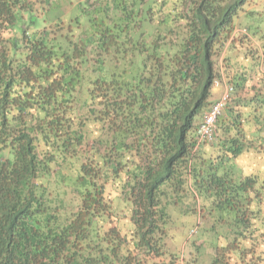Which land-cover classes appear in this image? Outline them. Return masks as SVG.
I'll use <instances>...</instances> for the list:
<instances>
[{
  "label": "trees",
  "instance_id": "obj_1",
  "mask_svg": "<svg viewBox=\"0 0 264 264\" xmlns=\"http://www.w3.org/2000/svg\"><path fill=\"white\" fill-rule=\"evenodd\" d=\"M246 1L0 0V264H205L166 242L198 200L207 264H264V175L230 171L264 95L192 151Z\"/></svg>",
  "mask_w": 264,
  "mask_h": 264
},
{
  "label": "rangeland",
  "instance_id": "obj_2",
  "mask_svg": "<svg viewBox=\"0 0 264 264\" xmlns=\"http://www.w3.org/2000/svg\"><path fill=\"white\" fill-rule=\"evenodd\" d=\"M244 10L247 15H241L242 17L239 19L240 24L242 26H248L251 30H253L255 25H259L260 32L264 33V0H247L240 11ZM260 16L262 20L257 22L256 19ZM215 97H218V94H215ZM230 171L236 177L251 174L264 175V150L262 152L248 151L241 153L231 163ZM197 202L196 209L184 216L178 210L172 211L173 221L169 225L170 236L166 241L167 249L169 252L179 255V257L181 252L183 255H186L187 251H192V254H197L201 262L207 264L211 261L212 255L214 254V246L219 241L214 240L213 243H210L209 232L203 237L200 236V224L197 226L196 233H191V229H194L199 220L197 216L199 209L197 206L201 205V201L198 200ZM203 218L206 219L205 216ZM178 261L180 264H184L181 257Z\"/></svg>",
  "mask_w": 264,
  "mask_h": 264
},
{
  "label": "crops",
  "instance_id": "obj_3",
  "mask_svg": "<svg viewBox=\"0 0 264 264\" xmlns=\"http://www.w3.org/2000/svg\"><path fill=\"white\" fill-rule=\"evenodd\" d=\"M241 15H247L245 10L238 12L234 21L235 29L243 27L248 28V26H242L240 24L239 19L242 17ZM260 19L261 16L257 18V20ZM249 29V32H251V28ZM242 37L243 39L240 40ZM263 51L264 38L263 41H257L250 35L245 36L243 34H236L235 40L225 53V63L228 65L230 74L235 72L244 73L247 77L244 83L234 86V90L230 95L228 106L231 104L234 105V107H232L233 112L241 111L244 114H248L247 111L255 108V106L253 107V103L255 104V102L250 101L249 98L254 95L259 97L264 95V83L261 80L262 77H264ZM223 92V86L213 90V100L220 98ZM215 94H218V97H215ZM244 104H246L247 107H244ZM226 111H228V109ZM200 119L201 117L199 120Z\"/></svg>",
  "mask_w": 264,
  "mask_h": 264
},
{
  "label": "clouds",
  "instance_id": "obj_4",
  "mask_svg": "<svg viewBox=\"0 0 264 264\" xmlns=\"http://www.w3.org/2000/svg\"><path fill=\"white\" fill-rule=\"evenodd\" d=\"M236 34H241V35L243 34L245 36H248L250 34L249 28H247V27L236 28V29L234 28V30L232 31V34H231L230 39L227 40V41H225V42H223V49H222L221 59H222V56L225 55V53H226V51L228 49V46L230 44L231 39L233 37H235ZM219 64H220V75H219V78L218 79H215L214 80L213 86H212V91L215 90V89H217L220 86H223L224 92L222 93V95H221L220 98L212 101V103L205 109V111L200 116L201 119L200 120L198 119V122H197V125H196V131H195V138H194L193 147H192V151L193 152H197V151L201 150V148L209 147V145H211V144H213L215 142V140H216V134H217V120L226 111L227 106H228V102L230 100V95H231V93L234 90L233 84L229 81V78H228L229 76H227V74L224 73V71H222L221 60H220V63ZM216 81L218 82L217 85H215V82ZM223 97L226 98V99H225V103H224L223 108L221 109L219 115L217 116V118L215 120L214 131H213V140L212 141H202V142L197 143V130H198L199 125L203 121V118H204L205 113L210 109V107L214 103L222 100ZM248 151H255V150H253V148H251L250 150H247L245 152H248ZM199 206L200 205L197 206L198 209H199ZM197 216H198L199 220L197 221V224L194 227V229H191V233H196V231L198 229L197 226H199V224H200L201 227H200V230H199V235L203 237L205 235L201 233V230L203 229V227L205 225L204 219H203V216L200 215V213Z\"/></svg>",
  "mask_w": 264,
  "mask_h": 264
},
{
  "label": "built area",
  "instance_id": "obj_5",
  "mask_svg": "<svg viewBox=\"0 0 264 264\" xmlns=\"http://www.w3.org/2000/svg\"><path fill=\"white\" fill-rule=\"evenodd\" d=\"M218 82H215L217 85ZM225 99L214 103L210 109L205 113L202 123L199 125L197 130V143L202 141H212L213 140V131L214 124L217 116L219 115L221 109L224 106Z\"/></svg>",
  "mask_w": 264,
  "mask_h": 264
}]
</instances>
